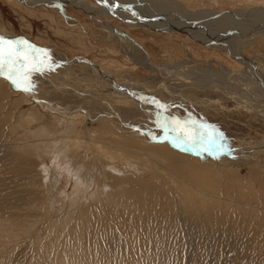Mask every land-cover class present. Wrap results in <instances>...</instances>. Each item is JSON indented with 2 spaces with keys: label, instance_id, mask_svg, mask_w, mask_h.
<instances>
[{
  "label": "rangeland",
  "instance_id": "obj_1",
  "mask_svg": "<svg viewBox=\"0 0 264 264\" xmlns=\"http://www.w3.org/2000/svg\"><path fill=\"white\" fill-rule=\"evenodd\" d=\"M52 1L0 0V37L27 41L45 50L51 63L59 62L52 64V74L31 75L34 87L30 92L21 90L25 85L14 86L6 78L7 71L0 72V264H264V146L260 148L264 144V113L254 103L253 109L252 104L244 106L215 83L202 85L208 77L181 86L177 92L179 84L185 83L183 79L134 63L132 57L123 55L121 43L113 36L115 30L127 33L162 70L189 57L194 69L209 64L214 70L227 68L232 73V88L241 92L246 102L253 101L257 89L245 91L247 84L241 78L255 80L247 69L250 64L264 78V0H147L175 4L182 10L177 15L233 17L241 24L252 17L256 35L254 41L240 45L244 61L227 49L209 46L191 32L153 29L141 23V17H133L134 24L129 25L110 14L113 12L91 17L77 6ZM88 3L91 9L103 8L97 0ZM61 55L70 62L60 63ZM94 65L123 84L140 87L143 98L163 105L166 111L160 107V112L144 110L133 98L117 104L120 95L114 98L110 93L115 85L110 88V80L102 78L101 70L98 77ZM108 86L111 90L107 91ZM187 88L191 89L188 93L184 92ZM183 92L192 102L182 101ZM152 114L163 122H196L219 130L230 151L208 152L199 144L174 143L176 133L161 126L163 122L154 125ZM73 120L80 122L77 126L83 137L87 136L86 126L100 131L106 122L129 142L163 147L169 159H149L122 149L121 145L129 144L117 134L98 138L102 143L91 152L83 138L82 144L69 138ZM57 152L61 159L54 160ZM80 153L84 154L76 157ZM65 164L82 168L80 177L90 187L85 197L89 219L82 223L81 235L69 226L71 222L66 223L67 215L73 218L80 205L76 214L69 212L75 179L64 175ZM136 187L144 192L132 190ZM112 188L125 196L122 205L126 210L121 204L113 206L124 217L123 226L113 214L100 210L104 204L98 200ZM56 200L58 205L62 202L59 209ZM113 208L110 211L114 213ZM54 232L55 238L49 239Z\"/></svg>",
  "mask_w": 264,
  "mask_h": 264
},
{
  "label": "bare ground",
  "instance_id": "obj_2",
  "mask_svg": "<svg viewBox=\"0 0 264 264\" xmlns=\"http://www.w3.org/2000/svg\"><path fill=\"white\" fill-rule=\"evenodd\" d=\"M29 1H33V0H29ZM39 1H43V3L45 4L47 0H36L35 3L39 2ZM55 1L57 0H53L52 2L54 3ZM98 3H101L103 8L101 10H94V9H91L90 7V4L88 3L89 0H59L60 3H66L68 5H72L73 7H78L80 9H82L83 11L87 12L91 17L92 16H95V15H99V13H107V12H113V13H110L112 15H116L124 20H126V23H128L129 25L130 24H134V18H137L138 17H141V23H143L144 25L146 26H149L151 28H160L162 29L163 31L165 32H169L170 30H182V31H187V32H191L193 33V35H196L197 39L200 40L203 39L205 43H208L211 44V47H221L222 49H227L228 51L232 52L240 61L242 60L241 56H240V50H241V44L244 43V45L246 43H249L250 41H254L253 39L255 37L256 34L255 33H252V31L256 30V25H255V29H253V24L251 23L252 22V17L248 19V22H245V23H242L239 22L237 19L233 18V17H223V18H219V17H210V16H201V15H194V14H191V13H184L181 14V15H177L178 12L182 11L181 8L179 6H176L175 4H171V3H158L156 4L155 2H153V4L151 3V1H147V0H97ZM168 1H175V0H168ZM185 2V1H184ZM151 3V4H150ZM117 5H119V7H117ZM158 10L160 13H158ZM158 13V14H157ZM181 13V12H180ZM156 14L158 15V17H156ZM128 15L132 16V17H128ZM96 17V16H95ZM262 18V17H261ZM257 19V18H256ZM217 20V21H216ZM262 20V19H261ZM264 21V20H263ZM255 22V21H254ZM260 23V22H259ZM252 24V26H251ZM263 24V23H262ZM260 24V25H262ZM212 25V27L210 28L209 26ZM252 27V29H250L249 27ZM263 26V25H262ZM260 26V27H262ZM204 29V30H203ZM258 29V28H257ZM115 30V29H114ZM259 30V29H258ZM114 32V31H113ZM260 35V33H259ZM113 36L115 37L114 40L116 41H119L121 43V46H122V50L121 52L124 54H126L128 57H132L134 60V63H137V64H142L145 68L151 70V71H158V72H163L162 74H167V75H170L172 73V75L175 73V77L176 78H179V79H183L185 81V83H181L179 84V86L177 87V92H180L179 90L181 89V86H186L187 84H189L190 86V83L192 81H197V79H201L202 77H208L207 80H203L202 81V85L204 86H208V84H211V83H215V85L217 87H219V89L224 90V93L226 92L230 97H236V99L240 102H243L244 103V106H248V105H251L252 104V107L250 106L251 109H253V107L255 106V108H257L259 110V112H263L264 113V78L262 77V75H259L257 73L256 70H254V66H252L251 64L248 65L247 67H251V68H247L248 71L251 73V75H253L255 78L254 81H250L249 80V77L248 76L247 78L246 77H242L241 78V81L242 83L244 84H247L245 85L246 86V89H244L245 91L248 89L250 91L254 90V89H257V90H254L256 93H257V96L256 98H253V101L250 100V99H247V102H246V99H244V97H242L240 95L241 92L239 91H236V89H233L235 87L232 88V84L230 82V79H231V75L232 73H230V71L226 68V70H218V69H213L211 67V64H209V66H200V67H196L193 66L192 64L194 63L193 61V58L192 57H189V59H186L184 62H181L180 64H177V65H174V66H170L168 68H165L164 70H162V68L160 67V65H158L157 63L153 62V59L148 55L147 53V50L145 48H143V46H141L140 44H137L135 43L130 37H128L127 33H124V32H116L115 30V33L113 34ZM13 37V36H12ZM1 38V37H0ZM202 40V41H203ZM15 41V40H14ZM242 41H244L242 43ZM239 45V46H236V45ZM207 45V46H208ZM210 46V45H209ZM223 46V47H222ZM226 50V51H227ZM61 62L60 63H67V62H70L69 59H67V57L65 55H61L59 57ZM132 60V59H131ZM244 61V60H242ZM53 62V60H52ZM59 62H54L52 63L53 65H57ZM68 65V64H66ZM96 65V64H95ZM94 65V68L95 69V72L97 73V76H101V72H102V78H107L109 79L110 81L107 82L108 85H112L110 86L113 87L115 85V90L112 89V91L110 92L112 95H114L113 97L114 98H120L121 97V100L120 101H117V104L118 102H125L124 100H127L129 101V99H126V98H130V99H134L138 102L139 104V107L144 109V110H154L155 112L158 111L160 112L159 110V107H158V104H156L157 102H154V101H148L149 98L145 99L141 96L140 94V87H137L135 86L134 84H131V83H122L119 79H117V77H115L114 75L112 76L111 74H107L105 73L104 71H102L100 69V67L98 66V68ZM187 65H192L188 68H185V66ZM71 66V65H70ZM70 66H67V69L68 68H71ZM184 66V68H182ZM56 67V66H55ZM171 67H176L175 69L171 70ZM164 68V67H163ZM55 69V68H54ZM53 69V70H54ZM189 69V70H188ZM246 69V70H247ZM63 70H66V68H63ZM101 70V72H100ZM228 70V71H227ZM56 71V70H55ZM61 71V73H62ZM4 72V71H3ZM53 72V71H52ZM5 74V73H4ZM8 74V72H7ZM46 74H52L50 71L46 72ZM190 74V75H188ZM231 74V75H230ZM197 75V77H196ZM199 75V76H198ZM234 75V74H233ZM54 76V75H53ZM174 76V75H173ZM172 77V76H171ZM201 77V78H200ZM159 78V77H158ZM73 79V78H72ZM106 79V80H107ZM141 79V78H140ZM174 79V77L172 78ZM189 79H192V80H189ZM205 79V78H203ZM104 80V79H103ZM105 80V81H106ZM177 80V79H175ZM139 82V81H138ZM251 82V83H250ZM257 82V84H255ZM179 83V81H178ZM241 83V82H240ZM239 83V84H240ZM241 83V84H242ZM123 84V85H122ZM138 86H140L138 83H137ZM171 85V84H170ZM177 85V83H176ZM192 85V83H191ZM195 85V84H194ZM199 85V84H198ZM201 85V86H202ZM231 85V88H232V91H228V89L226 90V88H228V86ZM197 86V84H196ZM200 86V85H199ZM200 86V87H201ZM187 87V86H186ZM109 86L107 88V91L110 89ZM147 88V87H146ZM172 89V88H171ZM175 89V88H173ZM215 89V88H214ZM111 90V89H110ZM169 90V89H167ZM184 90V89H183ZM191 90V89H190ZM190 90L187 88L184 92H187L188 91L190 92ZM193 91H197L196 89H192ZM261 90V91H260ZM76 91V90H75ZM139 91V92H137ZM142 92V91H141ZM170 92V91H169ZM172 92V91H171ZM181 93L180 94V97L182 99V101H191V99L189 97H186L185 93ZM109 93V94H110ZM114 93V94H113ZM176 93V92H175ZM75 94V93H74ZM118 94L120 95V97L118 96ZM244 94L246 95V93L244 92ZM242 94V95H244ZM104 95V94H103ZM188 95V94H187ZM141 96V97H140ZM247 96V95H246ZM168 97V96H167ZM172 97H176V96H172L170 95L169 98ZM236 100V101H237ZM116 101V99H115ZM154 102L155 104L154 105H151L150 103ZM192 102V101H191ZM134 103V102H133ZM253 103H254V106H253ZM200 104V103H199ZM203 104V103H202ZM200 104V105H202ZM132 107V106H131ZM156 109H154V108ZM128 108V107H127ZM138 108V105L137 107ZM148 108V109H147ZM248 108V107H247ZM256 109V110H257ZM251 112V110H250ZM256 113V112H255ZM50 114V113H49ZM157 114V113H156ZM257 114V113H256ZM48 115V114H47ZM50 116V115H49ZM75 116V115H74ZM153 116V124L154 125H160L163 121L161 119H157L158 116ZM151 117V116H150ZM156 117V119H155ZM45 118V117H44ZM63 121H66V119H64ZM156 121V122H154ZM71 123L69 124V129H68V132H69V138L71 137H74L77 142H81V144L83 143V141H81V138H83L85 141V143H89L88 145V148L90 149L91 152H93V150L95 151L96 148L98 149L99 146H100V141H98V138L102 137V138H105L107 137L108 135H114V136H117L118 133H114V130H113V127L111 125H108L106 122H104L102 125H103V128L98 131V130H94V131H91L90 129H87V126H86V129L85 130V133L87 134V136H81L80 135V132L78 131V126L77 124H80V122H77L75 120L73 121H70ZM152 122V121H150ZM158 122V123H157ZM62 124H64L63 122H61ZM85 123V120L81 121V124L84 125ZM53 126V125H52ZM162 126V124H161ZM60 136V135H59ZM79 136V137H78ZM81 136V137H80ZM119 138H121V140H124V143L125 144H129V147L126 145V146H122V149H126L128 151H130L131 153H135V154H139V155H144L146 157H148L149 159L153 158V157H156V158H165V160H168V156L170 154L167 153V151L163 148V147H157V148H154V147H150L149 144H147L145 141H142V142H138V141H133V142H129V140H126L125 138L123 137H120L118 135ZM73 139V138H72ZM71 139V140H72ZM110 139V138H109ZM87 141V142H86ZM108 141V140H107ZM100 142V143H99ZM113 142V141H112ZM132 144V147H130V145ZM197 146V145H195ZM264 146V144L260 147L262 148ZM120 147V146H119ZM197 148V147H196ZM102 150V149H101ZM112 150H119V148H113ZM254 150V149H253ZM86 152H89L87 149H85ZM120 151V150H119ZM123 151V150H122ZM125 151V150H124ZM255 151V150H254ZM253 151V152H254ZM129 152V153H130ZM252 152V151H251ZM128 153V152H127ZM56 155H54V160L57 159H61V155L62 154H59V152L55 153ZM82 153L80 154H77L76 157L80 158ZM84 154V153H83ZM82 154V155H83ZM90 154V153H89ZM115 154V153H114ZM119 154V153H118ZM117 154V155H118ZM124 154V153H123ZM134 154V155H135ZM258 154V153H256ZM52 155V156H53ZM57 155H60V156H57ZM128 155V154H127ZM138 155V156H139ZM89 156V155H88ZM95 156V155H94ZM119 156V155H118ZM124 156V155H123ZM235 156H239V155H235ZM242 156V155H241ZM56 157V158H55ZM120 157V156H119ZM127 157V156H126ZM138 158V157H136ZM67 159V158H65ZM127 160V158H125ZM134 159V158H133ZM64 160V159H63ZM63 160L62 163L64 162ZM88 160V159H87ZM97 160V159H96ZM60 161V162H61ZM77 162V161H76ZM82 162V161H81ZM184 162V161H183ZM42 163V162H40ZM177 163V162H176ZM89 164V163H88ZM172 164V163H171ZM79 165V164H78ZM85 165V164H84ZM75 166V165H74ZM74 166H69L65 164V167H64V171L63 169L61 168L60 170H62L63 172H65L64 175H70L72 176L71 178L72 179H75V190L74 192L71 193V202H70V205L69 207H72V209L69 210V212L71 213H75L74 210H76L75 208L79 205H80V208L77 209V214L73 216V218H70L69 219V216L67 215V218L70 220L66 221L67 222H71L69 226H71L73 229L79 231V234L78 235H81L82 233L81 232V229L83 228V225L82 223L85 221V219H89V218H86L88 216V213H89V210L88 209V205H86V200H85V197L89 194L88 191L90 190V187L87 186V184L84 183V180L80 177L81 175V170L82 168H79V167H74ZM88 167V165H87ZM86 168V167H85ZM89 168V167H88ZM87 170V169H86ZM42 171V170H41ZM94 172V171H93ZM97 172V171H96ZM116 172V171H115ZM99 173V172H98ZM45 174V173H44ZM103 174V173H102ZM110 174V173H109ZM49 175H50V172H49ZM104 175V174H103ZM102 175V176H103ZM82 176V175H81ZM111 176V175H110ZM66 177V176H64ZM107 177V176H106ZM93 179V177H90ZM105 178V177H104ZM113 177H111L112 179ZM98 181V180H97ZM104 181V180H103ZM87 182V181H86ZM130 185V184H128ZM109 186V185H108ZM131 187V186H130ZM57 188V187H56ZM114 188V187H113ZM112 188V191H110V193L104 197V199H101V200H98V201H101L104 206L102 209L100 205V203H98L97 205L100 207L99 209L102 210V212L105 214V213H111L113 214V216L115 218H117V222H118V225H121L122 221L124 220L122 216H119L117 214V212L115 211V209L113 208V206L117 205V204H121L122 206V209L123 206L122 203H124L123 199L125 196H123L121 194L118 195L117 192L113 191L114 189ZM116 188V187H115ZM129 188V187H128ZM144 188V187H143ZM132 190H138L140 193L144 192V190L141 188V187H136ZM97 191V190H95ZM121 191V190H119ZM56 192V191H55ZM47 193V192H46ZM45 193V194H46ZM62 193V192H61ZM65 193V192H64ZM94 193V192H93ZM122 193V192H121ZM97 194H98V191H97ZM100 194V193H99ZM105 194V193H103ZM96 195V194H95ZM126 195V194H125ZM55 196V195H54ZM57 196V195H56ZM46 197V195H45ZM50 197V196H48ZM56 199V198H54ZM59 199V198H58ZM87 199V198H86ZM47 200V199H46ZM61 200V199H60ZM59 200V202H60ZM62 200H66V199H62ZM94 200V201H96ZM65 202V201H64ZM88 202V201H87ZM56 203H57V200H56ZM62 204V202L60 203ZM58 205V203L56 204V207L57 205L58 206H61V205ZM93 204V202H92ZM91 204V205H92ZM252 204V203H251ZM50 205V204H49ZM90 205V204H89ZM52 206V205H50ZM93 206V205H92ZM120 206V207H121ZM97 207V206H96ZM118 207V205H117ZM119 207V208H120ZM129 207V206H127ZM254 207V206H253ZM58 208V207H57ZM111 208H113L112 210H114V213L111 212ZM59 209V208H58ZM61 209V208H60ZM93 209V208H92ZM121 209V211H122ZM125 209V207H124ZM47 210L49 211V209L47 208ZM56 210V208H55ZM126 210V209H125ZM125 210H123V212H126ZM135 210V209H133ZM51 211V210H50ZM54 211V210H53ZM61 212V210H57V212ZM55 212V211H54ZM59 212V213H60ZM134 212H138L137 210H135ZM63 213V211L61 212ZM139 213V212H138ZM64 214V213H63ZM150 214V213H149ZM72 215V214H71ZM122 215V213H121ZM124 215V214H123ZM126 215V214H125ZM129 214H127V217H128ZM140 215V213H139ZM104 216V215H103ZM134 216V215H133ZM55 217H57L55 215ZM62 217V216H61ZM72 217V216H71ZM135 217V216H134ZM138 218V217H137ZM64 220V219H63ZM119 220V221H118ZM139 220V219H138ZM179 220V219H178ZM56 223L58 221H55ZM87 222V221H86ZM182 222V221H181ZM113 223V222H112ZM151 223V222H150ZM59 224V222L57 223ZM88 224V223H87ZM149 224V223H148ZM52 225V224H51ZM54 226H60V225H56V224H53ZM123 226V224L121 225ZM66 227L68 229V224H66ZM119 226H117L118 228ZM58 228H61L62 227H58ZM12 229V228H11ZM67 229L65 231H67ZM118 230V229H117ZM151 231V230H150ZM4 234H5V231H3ZM60 232V231H59ZM144 232V231H141V233ZM9 233V231H8ZM55 233L57 232H54V233H51L52 236L51 238L49 239H52L53 236L55 238ZM65 233V232H64ZM138 233V232H137ZM7 234V232H6ZM66 235L68 233H65ZM64 234V235H65ZM8 235V234H7ZM57 235V234H56ZM123 235V234H122ZM138 235V234H137ZM142 235V234H141ZM10 236V234H9ZM68 236V235H67ZM143 236V235H142ZM38 237V236H37ZM122 237V236H121ZM2 238V237H1ZM10 238V237H9ZM132 238V237H131ZM149 238V236H148ZM60 240V239H59ZM136 240V239H135ZM7 241V240H6ZM44 241V240H43ZM134 240L132 239V242ZM131 242V241H130ZM136 244V243H134ZM53 245V244H52ZM76 245V244H75ZM78 245V244H77ZM141 245V244H140ZM60 246V245H59ZM57 246V247H59ZM62 246V245H61ZM56 248V247H55ZM63 248V247H61ZM137 248V246L135 247ZM43 249V248H42ZM58 249V248H56ZM60 249V248H59ZM63 250V249H62ZM38 252V251H37ZM61 252V251H60ZM149 252V251H148ZM39 253V252H38ZM37 253V254H38ZM63 253V252H62ZM74 254H76L74 252ZM40 255V254H39ZM68 255V254H67ZM47 256V255H46ZM53 257V256H52ZM55 257V255H54ZM48 258V257H47ZM68 258V257H67ZM109 258V257H108ZM51 259V258H50ZM64 259V257H63ZM69 260V259H68ZM87 260V259H86ZM125 260V259H124ZM2 261V260H1ZM51 261V260H50ZM67 261V260H66ZM65 261V263H66ZM49 262V260H48ZM54 262V261H53ZM104 262H107V259H104ZM46 263V262H44ZM52 263V262H51ZM131 264V263H130Z\"/></svg>",
  "mask_w": 264,
  "mask_h": 264
},
{
  "label": "snow or ice",
  "instance_id": "obj_3",
  "mask_svg": "<svg viewBox=\"0 0 264 264\" xmlns=\"http://www.w3.org/2000/svg\"><path fill=\"white\" fill-rule=\"evenodd\" d=\"M52 69L53 65L45 50L36 49L27 41L16 42L0 38V72L7 71L6 78L17 88L25 85L21 90L30 92L34 87L30 79L31 75ZM158 107L166 111L163 105H158ZM162 126L169 127L176 133L174 143L199 144L205 150L224 151L228 149L230 151V146L226 143L227 138L223 133L207 128L203 124L196 122L188 124L173 119L164 121Z\"/></svg>",
  "mask_w": 264,
  "mask_h": 264
},
{
  "label": "water",
  "instance_id": "obj_4",
  "mask_svg": "<svg viewBox=\"0 0 264 264\" xmlns=\"http://www.w3.org/2000/svg\"><path fill=\"white\" fill-rule=\"evenodd\" d=\"M34 48H35V46H34ZM11 82V81H10ZM208 151V150H207ZM209 152V151H208Z\"/></svg>",
  "mask_w": 264,
  "mask_h": 264
}]
</instances>
